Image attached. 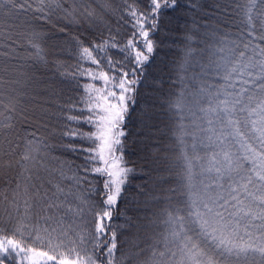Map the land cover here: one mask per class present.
I'll list each match as a JSON object with an SVG mask.
<instances>
[{
  "label": "snow or ice",
  "instance_id": "6c2138e0",
  "mask_svg": "<svg viewBox=\"0 0 264 264\" xmlns=\"http://www.w3.org/2000/svg\"><path fill=\"white\" fill-rule=\"evenodd\" d=\"M63 4L0 0V64L23 50L30 72L49 63L45 28L58 12L100 26L87 45L74 38L76 70L61 75L84 95L62 106L55 129L0 74V264H264V0H215L214 26L193 19L173 41L169 76L140 107L152 128L159 106L170 143L141 173L124 159L126 120L159 47L152 37L181 0Z\"/></svg>",
  "mask_w": 264,
  "mask_h": 264
},
{
  "label": "trees",
  "instance_id": "16d2710c",
  "mask_svg": "<svg viewBox=\"0 0 264 264\" xmlns=\"http://www.w3.org/2000/svg\"><path fill=\"white\" fill-rule=\"evenodd\" d=\"M189 3V0H181V7L175 11H169L164 14L162 28L159 33L152 37L159 42V47L155 50L153 57L150 59L145 71L147 76L145 82L139 88L138 100L139 103L135 111L131 112L130 118L126 120V131L128 132L125 140L126 150L124 152V159L127 165L136 169L137 173L147 172L148 169L144 167L149 163L152 156L155 154L156 148L160 145H167L168 141L166 133L167 117L163 111L156 107L157 118L150 121L151 124L157 127L147 128L141 124L140 107L144 105L145 99L150 98L153 94L159 95L152 85L156 81L167 80L169 76V69L172 61L177 57L178 53L175 51L173 41L176 45L180 44V37L184 35L185 26H191L193 19L199 21L204 25H215L217 21L213 19L214 13L213 5L215 0H199L200 7L193 10L190 7H184V4ZM62 7L71 9L74 7L72 0H64ZM95 7V5H93ZM210 30V29H208ZM49 34V39L45 45L48 51V61L46 66H41V70L37 72H30L28 69L30 63L26 60L27 53L23 50H18L17 55L19 59L5 61L0 64V69H3L0 74H3L5 79L18 81L14 85L16 89L23 94L22 103L24 106L31 108L33 104L38 101L36 107L47 109L51 122L48 127L55 129L56 125H62L64 121L58 119L64 115L61 111L62 106H67L71 101L77 103L79 97L84 95L82 87H78L77 81L70 80L61 75L63 72H74L77 60V45L73 42L74 38L79 37L84 39L85 45L90 41L95 40L100 33V26L92 25L88 22L74 23L67 17L63 16L62 12H58L50 25L45 28ZM29 51H31L29 49ZM115 58L119 59L115 53H112ZM57 62L63 63L66 67L57 68ZM87 67L88 65H84ZM199 71L198 68L193 69ZM35 76V79L30 80V77ZM217 82L215 79L210 80L209 83ZM91 81L87 79H80L79 85L88 84ZM168 84H163V88L167 89ZM95 87H101L100 82L95 83ZM236 87L240 84L237 82ZM95 95V93H93ZM75 114V113H71ZM75 126V125H73ZM32 129L29 128L28 131ZM58 130V129H56ZM82 131H91L92 129L81 125ZM47 135V133H45ZM50 144H59L58 138H50ZM238 146V145H237ZM236 149L234 148L233 151ZM53 155H60L59 152H53ZM144 181L138 175L136 179L131 180L132 184L139 185ZM168 187V185H164ZM129 194L135 195V188L127 189ZM143 199V197H141ZM125 205H121V210ZM129 208L134 209L136 205L129 204ZM155 209H159L162 205H153ZM129 216L142 215L129 211ZM147 223V221H141ZM125 235H128L125 233ZM47 250V249H41Z\"/></svg>",
  "mask_w": 264,
  "mask_h": 264
}]
</instances>
